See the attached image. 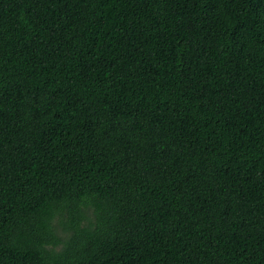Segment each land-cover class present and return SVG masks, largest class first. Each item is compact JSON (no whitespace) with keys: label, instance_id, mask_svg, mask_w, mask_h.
Instances as JSON below:
<instances>
[{"label":"trees","instance_id":"trees-1","mask_svg":"<svg viewBox=\"0 0 264 264\" xmlns=\"http://www.w3.org/2000/svg\"><path fill=\"white\" fill-rule=\"evenodd\" d=\"M0 264H264V0H0Z\"/></svg>","mask_w":264,"mask_h":264}]
</instances>
